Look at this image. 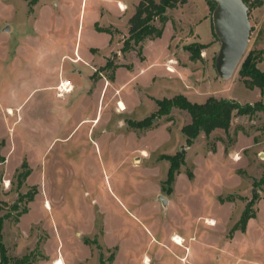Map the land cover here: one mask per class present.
<instances>
[{"label": "rangeland", "instance_id": "rangeland-1", "mask_svg": "<svg viewBox=\"0 0 264 264\" xmlns=\"http://www.w3.org/2000/svg\"><path fill=\"white\" fill-rule=\"evenodd\" d=\"M119 1L138 0H0V217L10 212L9 256L29 264L60 256L64 264H264V114L235 117L228 133L202 135L191 147L181 132L186 111L173 109L148 130L132 127L158 110L157 99L264 104V92L241 82L242 63L230 79L219 77L207 0L170 11L172 23L146 41L142 58L121 51L128 14ZM259 1L249 7L246 53L264 47ZM193 44L204 46L195 61L186 50ZM64 81L72 90L59 96ZM183 150L185 164L163 189L164 157ZM254 197L256 218L230 233Z\"/></svg>", "mask_w": 264, "mask_h": 264}, {"label": "trees", "instance_id": "trees-1", "mask_svg": "<svg viewBox=\"0 0 264 264\" xmlns=\"http://www.w3.org/2000/svg\"><path fill=\"white\" fill-rule=\"evenodd\" d=\"M188 0H141L136 7L134 15L129 21L128 37L124 40L122 53H137L142 58L143 45L148 40H155L162 37L166 24L170 21L169 10L176 9L179 5L186 4ZM215 10L216 2L207 0ZM248 7H261L263 3L254 0L250 4V0H243ZM213 10V11H214ZM100 32L113 34L110 28H100L96 26ZM216 35V34H215ZM217 37V36H216ZM219 40V39H218ZM204 46L193 44L187 47V51L191 53L192 60L201 59V51ZM216 60V59H215ZM264 60V50H251L245 54L242 60V66L239 71L241 82L248 89L258 88L264 90V71L258 65ZM113 65L108 63L106 68H112ZM158 110L150 117L140 122H132V127L139 130H148L154 126L152 123L156 118L170 117L173 109H179L189 113L191 123L182 128V133L186 139L187 147L194 145L198 137L204 133L209 137L213 132L222 130L228 133L232 126L234 116L254 117L257 113L264 114V104L261 101L253 104H241L235 100L218 99L215 97L208 98L204 103L191 102L183 95H177L171 99L164 98L156 100ZM134 125V126H133ZM170 166L168 169L167 180L164 182L163 189L166 185H173L176 176L180 173L181 167L185 164L186 150L177 153L175 156L164 157ZM22 168H26L25 162ZM30 175V169L22 172L19 176L26 181ZM189 178H193V174L189 173ZM264 183V175L260 182ZM171 192V191H169ZM37 192L28 194L26 200L28 203L34 200ZM257 197H254L248 203L243 211L240 220L232 227L230 233L237 231L245 232L248 222L256 218V211L252 210ZM231 201V200H229ZM0 204V210H1ZM16 209L17 206L13 205ZM28 209L24 208L22 213H27ZM10 217V212L0 217V264H29V258L10 257L6 246L3 244V228L4 222ZM102 264V263H101Z\"/></svg>", "mask_w": 264, "mask_h": 264}, {"label": "water", "instance_id": "water-1", "mask_svg": "<svg viewBox=\"0 0 264 264\" xmlns=\"http://www.w3.org/2000/svg\"><path fill=\"white\" fill-rule=\"evenodd\" d=\"M214 1L216 8L212 14V22L214 32L220 41L215 69L221 79L228 80L236 72L249 46L251 36L249 7L243 0Z\"/></svg>", "mask_w": 264, "mask_h": 264}, {"label": "crops", "instance_id": "crops-1", "mask_svg": "<svg viewBox=\"0 0 264 264\" xmlns=\"http://www.w3.org/2000/svg\"><path fill=\"white\" fill-rule=\"evenodd\" d=\"M141 0H138L137 2H135V3H126V2H122V1H119L118 2V8H119V10L123 13V15L124 16H126L127 14V25H126V27H125V29H119V28H117V27H114V26H110V27H114L115 29H119V30H126V35H125V37L126 36H128V30H129V21H130V19H131V17L134 15V13H135V10H136V7H137V5L139 4V2H140ZM263 2H264V0H263ZM121 3H122V5L126 8L125 10H121L120 9V7H119V5H121ZM174 10H177V8L176 9H174ZM170 11H172V10H169V12H168V14H169V16H170ZM172 23V21H171V19H170V21L166 24V26L169 24V23ZM110 27H108V28H110ZM166 28V27H165ZM104 33V32H103ZM172 35H173V28H172ZM112 36V35H111ZM156 40V39H155ZM149 41H151V40H148L147 42H149ZM147 42H145L144 43V45H143V50H144V46L146 45V43ZM171 42H172V36H171ZM170 42V43H171ZM170 43H169V46H170ZM169 46H168V49H169ZM263 49L262 50H264V47H262ZM169 53H170V51L168 52V55H169ZM143 54H144V51H143ZM167 58H168V56H167ZM78 59H80V60H82V58H80V56H78V58H76L75 59V61L76 60H78ZM83 61L86 63V64H90L91 66H92V62L90 63L88 60H85V59H83ZM264 62V61H263ZM167 65V64H166ZM258 67L260 68V64L258 65ZM126 69V68H125ZM94 70H96V68H94ZM263 71V70H262ZM105 84H107V81L105 80ZM57 86V85H56ZM60 85H58V87H59ZM190 86V85H189ZM191 87V86H190ZM260 90V89H259ZM261 91V93H263L264 92V90L262 91V90H260ZM157 100H160V99H157ZM231 100V99H230ZM156 101V100H155ZM119 102V101H118ZM172 114V113H171ZM235 117H241V116H234L233 117V120H234V118ZM232 120V127H233V125H234V121ZM170 121H171V119H170ZM171 122H173V121H171ZM191 123V121L188 123V124H190ZM185 124V123H184ZM187 125V124H186ZM185 126V125H184ZM183 126V127H184ZM182 127V128H183ZM182 128H181V132H182ZM152 131V130H151ZM151 131H148V132H151ZM217 131H219V130H217ZM230 131V130H229ZM183 134V133H182ZM202 135H205L204 133H202L199 137H201ZM185 137V136H184ZM186 141V140H185ZM8 145V148H7V150L8 151H10L12 148H9V144H7ZM143 153H146L145 151H142ZM8 161H9V159H7V163H8ZM175 236H177V235H175ZM57 256H58V254H57ZM57 256L56 257H54V259H56L57 258ZM59 256H60V254H59ZM63 260H64V256H60ZM54 259H51V257L50 258H47L46 260H54Z\"/></svg>", "mask_w": 264, "mask_h": 264}, {"label": "bare ground", "instance_id": "bare-ground-1", "mask_svg": "<svg viewBox=\"0 0 264 264\" xmlns=\"http://www.w3.org/2000/svg\"><path fill=\"white\" fill-rule=\"evenodd\" d=\"M119 7H120L121 10H125L126 9L122 5V3H121V5H119ZM71 90H72V85L69 84L68 82H65V81L62 82L60 84V86L58 87V91L61 92V93H65V94H68L69 92H71ZM61 93L59 94V96H62ZM123 107H124V105L121 104L120 105V108H123ZM8 113L11 114L12 113V110L11 109H8ZM45 207L47 209H49L50 208V205L48 203H46L45 204ZM206 223H207V225H210V226H216V222L214 220H211V219H207ZM172 242L174 244L178 245V246H181V247L184 246V244H185V240L182 237H180V236H174V237H172ZM57 261H59L57 264H64L62 259H59Z\"/></svg>", "mask_w": 264, "mask_h": 264}, {"label": "built area", "instance_id": "built-area-1", "mask_svg": "<svg viewBox=\"0 0 264 264\" xmlns=\"http://www.w3.org/2000/svg\"><path fill=\"white\" fill-rule=\"evenodd\" d=\"M169 71L172 70V69H168ZM171 72V71H170ZM61 92H58V94H60ZM64 93H61V95H63ZM60 259V258H59ZM59 261H54L53 264H57Z\"/></svg>", "mask_w": 264, "mask_h": 264}]
</instances>
